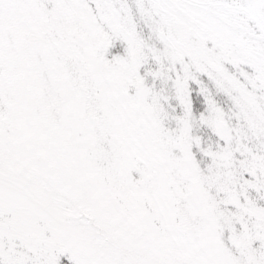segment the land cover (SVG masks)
Listing matches in <instances>:
<instances>
[{
	"label": "snow or ice",
	"instance_id": "obj_1",
	"mask_svg": "<svg viewBox=\"0 0 264 264\" xmlns=\"http://www.w3.org/2000/svg\"><path fill=\"white\" fill-rule=\"evenodd\" d=\"M0 264H264V0H0Z\"/></svg>",
	"mask_w": 264,
	"mask_h": 264
}]
</instances>
